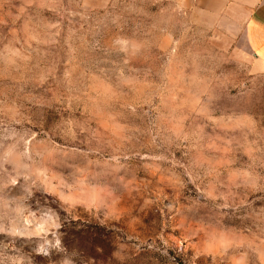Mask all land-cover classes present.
I'll use <instances>...</instances> for the list:
<instances>
[{"label": "rangeland", "instance_id": "obj_1", "mask_svg": "<svg viewBox=\"0 0 264 264\" xmlns=\"http://www.w3.org/2000/svg\"><path fill=\"white\" fill-rule=\"evenodd\" d=\"M217 20L0 0V264H264V72Z\"/></svg>", "mask_w": 264, "mask_h": 264}, {"label": "crops", "instance_id": "obj_2", "mask_svg": "<svg viewBox=\"0 0 264 264\" xmlns=\"http://www.w3.org/2000/svg\"><path fill=\"white\" fill-rule=\"evenodd\" d=\"M218 23L239 25L254 72H264V0H211ZM233 14V15H232Z\"/></svg>", "mask_w": 264, "mask_h": 264}, {"label": "clouds", "instance_id": "obj_3", "mask_svg": "<svg viewBox=\"0 0 264 264\" xmlns=\"http://www.w3.org/2000/svg\"><path fill=\"white\" fill-rule=\"evenodd\" d=\"M54 215L55 214H53V216H49L48 217L47 221L45 222L46 223V226H44L43 224L42 225H39L34 232H32V233H26V234L27 235L38 236L41 233L47 234V233L51 232L52 235L55 236L56 233L53 230L60 229L61 228V224L58 222L57 219L54 218ZM56 244L57 245L60 244V240L59 239L56 240ZM44 251H45V249L41 246L39 249H37V255H39V253H42Z\"/></svg>", "mask_w": 264, "mask_h": 264}]
</instances>
